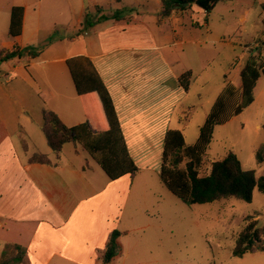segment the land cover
Segmentation results:
<instances>
[{
  "label": "rangeland",
  "instance_id": "1",
  "mask_svg": "<svg viewBox=\"0 0 264 264\" xmlns=\"http://www.w3.org/2000/svg\"><path fill=\"white\" fill-rule=\"evenodd\" d=\"M12 4L26 7L23 42L29 41L27 48L39 54L34 64L20 70L26 83L19 77L12 83L20 96L10 103L16 109L14 115L21 119L26 116L21 107L65 106L71 103L69 99L77 102L66 65L50 61L60 58V53L75 52L72 37L79 39L80 46L82 42H96L104 28L129 25L126 35L120 31L126 43L134 31L145 34L148 42L158 47L170 41L168 37L169 44L187 42L168 47L176 55L175 70L193 72L181 109L178 114L174 112L170 123V129L182 131L186 145L196 140L205 116L225 87V77L238 87L239 71L248 58L260 55L264 61V0H223L208 14L192 7L175 11L174 17L171 14L166 19H159V0H0V43L8 38L7 8ZM40 61L43 63L37 64ZM5 70V66L0 67V86L7 87ZM49 91L62 99L55 101ZM253 96V103L240 115L214 129L203 175L212 162L231 152L243 170L253 171L257 180L264 178V164L257 165L254 157L264 145V76L257 82ZM7 103L0 95L1 109ZM188 109L187 122L181 124L178 120ZM3 111V118H14ZM72 146L64 151L67 159H76ZM77 148L80 165L86 167V159L96 166ZM125 182L126 188L121 185L122 191L113 195L110 206L97 208L96 236L106 235L108 239L113 231L121 234L117 239L119 252L110 264H264V253L232 256L235 240L249 216L257 220L258 226H264V193L258 187L250 203L229 199L186 205L167 191L156 169L142 170L132 183L128 179ZM101 253L98 249L90 264H102Z\"/></svg>",
  "mask_w": 264,
  "mask_h": 264
},
{
  "label": "crops",
  "instance_id": "2",
  "mask_svg": "<svg viewBox=\"0 0 264 264\" xmlns=\"http://www.w3.org/2000/svg\"><path fill=\"white\" fill-rule=\"evenodd\" d=\"M12 6L21 5L8 6V25ZM22 7L21 36L12 38L7 33L8 38L0 43V49L27 48L29 41L23 42L27 10ZM129 29V25L101 29L96 42H82L81 46L79 39L72 37L75 52L60 53V58L50 62L65 64L77 56L91 60L111 96L129 155L138 168L137 174L156 169L159 176L165 134L187 94L178 78L187 71L193 77L191 69L175 70L176 55L168 47L187 42L169 44L168 37L170 41L165 40L167 43L158 47L148 42V36L134 31L126 43L120 31L126 35ZM32 51L35 58L25 54L22 58L0 62V67H6L3 76L10 85L0 86V95L8 101L3 109L0 107V254L5 245L12 244L26 249L23 264H90L108 240L106 235L96 236L97 208L110 206L113 195L122 191L121 185L127 179L131 183L134 179L124 177L112 182L95 162L96 166H91L86 159L87 166L83 167L77 161L81 156L77 147L84 149L73 143L63 147L56 166L29 163L34 153L47 155L55 162L40 130L41 111L46 107H21L26 115L21 119L20 115H14L16 109L10 103L16 102L15 96H20L18 87H12L14 78L19 77L26 83L20 70L38 58L39 54ZM55 94V91L48 92L55 101L62 99ZM76 101L69 99L68 105L56 107L46 104V109L56 113L67 127H74L86 120L78 97ZM2 110L14 118H3ZM70 144L76 159L65 157L64 151Z\"/></svg>",
  "mask_w": 264,
  "mask_h": 264
},
{
  "label": "trees",
  "instance_id": "3",
  "mask_svg": "<svg viewBox=\"0 0 264 264\" xmlns=\"http://www.w3.org/2000/svg\"><path fill=\"white\" fill-rule=\"evenodd\" d=\"M222 1L159 0V19H166L175 11L184 12L192 7L208 14ZM262 8L264 11V5ZM23 15L22 6H12L7 30L9 37L21 36ZM25 54L36 57L31 48L0 49V62L22 58ZM259 56L251 55L240 69L238 87L229 83L225 77V87L199 127L193 144L186 145L180 130L170 129L166 132L158 177L167 191L182 203L205 205L229 199L250 203L256 187L264 193V178L257 180L253 171L243 170L239 160L231 152L222 160L212 162L208 173L202 174L214 129L240 115L254 101V88L264 76V61ZM65 65L86 120L74 127H67L56 113L43 108L40 130L54 155L55 162L47 155L34 153L29 163L56 166L63 147L73 143L84 149L110 181L124 177L133 180L138 168L129 155L111 96L93 63L85 56H77L66 60ZM191 78L190 71L178 78L185 93L189 91ZM190 109L179 120L181 124L187 122ZM254 157L257 165L264 164V145L255 151ZM246 221L247 224L239 232L234 243L232 256L235 258H242L246 254L264 253V226H258L257 220L252 216ZM120 236L117 231H113L109 236L101 253L102 264H110L117 256V239ZM26 254L23 247L5 245L0 254V264H23Z\"/></svg>",
  "mask_w": 264,
  "mask_h": 264
},
{
  "label": "built area",
  "instance_id": "4",
  "mask_svg": "<svg viewBox=\"0 0 264 264\" xmlns=\"http://www.w3.org/2000/svg\"><path fill=\"white\" fill-rule=\"evenodd\" d=\"M1 77V76H0Z\"/></svg>",
  "mask_w": 264,
  "mask_h": 264
}]
</instances>
